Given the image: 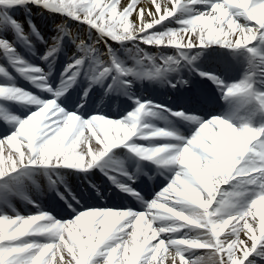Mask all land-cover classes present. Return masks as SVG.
<instances>
[{"label":"snow or ice","instance_id":"6c2138e0","mask_svg":"<svg viewBox=\"0 0 264 264\" xmlns=\"http://www.w3.org/2000/svg\"><path fill=\"white\" fill-rule=\"evenodd\" d=\"M138 2L0 0V264H264V0Z\"/></svg>","mask_w":264,"mask_h":264},{"label":"bare ground","instance_id":"6f19581e","mask_svg":"<svg viewBox=\"0 0 264 264\" xmlns=\"http://www.w3.org/2000/svg\"><path fill=\"white\" fill-rule=\"evenodd\" d=\"M122 3H126L127 0H121ZM158 2H160V0H158ZM139 6H145V7H151V5L149 4V0H139L138 2V7ZM135 16V14H133V17H130V19H133ZM49 26L47 25V28ZM104 112H106L105 110H103ZM110 116H114V113L111 114ZM28 213V210H23V212H21V214H27Z\"/></svg>","mask_w":264,"mask_h":264},{"label":"rangeland","instance_id":"374dc122","mask_svg":"<svg viewBox=\"0 0 264 264\" xmlns=\"http://www.w3.org/2000/svg\"><path fill=\"white\" fill-rule=\"evenodd\" d=\"M56 22L57 23H60V22H62V20H60V19H56ZM70 27H72L73 28V30H75V26L74 25H72V24H70ZM170 27H174L173 25H170ZM111 42V41H110ZM142 46V45H141ZM144 48H148L147 50H149V48H157V47H155V46H145Z\"/></svg>","mask_w":264,"mask_h":264}]
</instances>
